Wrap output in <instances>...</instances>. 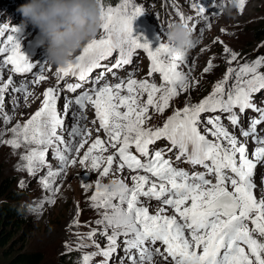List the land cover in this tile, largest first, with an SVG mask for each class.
I'll list each match as a JSON object with an SVG mask.
<instances>
[{
  "label": "snow or ice",
  "instance_id": "1",
  "mask_svg": "<svg viewBox=\"0 0 264 264\" xmlns=\"http://www.w3.org/2000/svg\"><path fill=\"white\" fill-rule=\"evenodd\" d=\"M233 3L243 11L245 0ZM129 4L130 0H123L120 7L102 3L104 34L90 41L74 63L59 68L57 76H72L87 83L95 69L115 75V69L130 64L133 54L143 50L151 60L149 75L160 74L162 83L117 76L113 84L100 72L92 78L95 87L66 97L62 108H58L57 87L44 91L41 106L25 122L10 129L13 138L6 142L16 149L31 146L22 157L27 171L35 174L38 164L47 170L41 183L52 196H46L37 210L42 211L45 202L55 203L59 188L50 178L60 177L68 164L90 162L93 170H100L103 164L101 176L108 177L116 161L117 173L125 169L136 173L130 177L133 184L129 187L126 178H119L124 187L110 191L101 187L99 178L95 182L90 206L100 210L94 221L97 227H92L86 237L77 233L80 238L75 248L82 251L94 247L96 251H82L81 264H92L97 256L103 259L95 264H110L113 256H118L117 264H264V171H260L264 169V127L258 131V126L264 125V106L254 102V96L264 91V56L228 67L209 95L176 109L161 126L145 127L152 118L150 109L162 115L173 98L190 87L183 68L187 50L177 52L163 42L153 49L146 37L134 35V21L143 10L138 6L130 9ZM190 7L199 13L206 8L202 0L199 7L194 2ZM214 14L205 17L209 28ZM178 16L186 22L182 13ZM196 30L202 33L204 28ZM9 31L18 29L0 27V65L11 66L15 74L32 73L36 66ZM192 47L193 42L189 45ZM224 52L230 54L229 64L238 59V54L226 46ZM114 53L118 59L110 66L102 63ZM211 67L209 62L203 71L207 73ZM45 79L40 74L32 83ZM13 83L9 78L0 86V93ZM83 83H67V92L77 93ZM28 88L25 83L11 91L23 92L26 98L32 95ZM89 106L94 109L92 124H99L97 131L103 130L107 140L98 136L80 156L92 135V129L84 123ZM247 110L258 113V117H250L244 128L241 115ZM220 114H227L224 118L237 128L239 136L229 131ZM68 118L72 120L70 126L66 124ZM0 119L11 122L13 116L0 112ZM247 138H251V149ZM160 140L169 143L167 152H173L177 161L203 171L190 173L174 167L165 149L150 150ZM109 146L114 153L103 155ZM49 150L59 162L55 169L48 162ZM153 200L158 203L150 205ZM79 224V220H73V225ZM97 236L103 239V247ZM65 247L72 250L67 241ZM121 252L123 255H119Z\"/></svg>",
  "mask_w": 264,
  "mask_h": 264
},
{
  "label": "rangeland",
  "instance_id": "2",
  "mask_svg": "<svg viewBox=\"0 0 264 264\" xmlns=\"http://www.w3.org/2000/svg\"><path fill=\"white\" fill-rule=\"evenodd\" d=\"M157 1L158 0H130L129 8L131 9L132 6L141 8L143 10L141 14L142 20L153 29L156 28L158 33H164L163 35L166 39L167 28L173 22L171 19L168 20L167 18V16L170 15L167 12V8L159 7L160 4ZM182 1L185 3V6H183V8L186 9L185 12L192 18L190 22L187 23L192 32L194 47L187 50L188 59L186 58L187 61L183 65L184 70H187L191 84L187 91H182L178 97L173 98L171 106L162 115L156 114L150 109L149 115L152 118L146 122L145 127L155 128L161 126L165 119L171 116L176 109H182L186 104H195L209 95L210 90L214 88L215 84L219 82L222 77H224L228 67H237L243 62L251 63L255 60V57L264 56V40H257L259 35L256 31L261 28L262 30L264 29V0H245V6L242 12L239 10L238 5L233 3V0H202V3L206 7L204 13H199L197 9L190 7V4L193 2L199 7L201 0ZM122 3L123 0H114L111 5L107 7H120ZM214 12H216V14L210 16L211 27L209 28L207 27L209 21L205 20V17H209V14ZM16 13L17 8L12 5L11 9L0 12V27L18 29V31H9L8 34L13 35L19 40L21 50L36 67H34L33 72L30 74H15L11 71V66L0 65V86L7 84L9 78L14 82L5 92L0 93V98L3 99V107L0 108V112L9 113L13 116L11 122L0 119V183L5 181V188L7 189L6 195L0 197V218L2 220L0 224V235H5V241H3L2 244L0 243V264H13V257L22 253H38L42 258V264H81L82 251L95 252L96 249L94 247H89L82 251L77 250L75 245H72V241H67L72 245V250L66 249V240L64 237L60 236L61 229L64 233H62L63 236L67 235L69 230L70 233L74 234L76 232L86 237V234L92 227H97L94 221L99 218L100 210L90 206V198L95 193V182L97 179L100 177L99 180L102 188H104V184L116 178H126L125 183L131 187L133 181L130 177L132 175L125 170H123L124 172L117 173L115 171L116 161H114L113 168L108 177L96 175L91 181H86L85 179L86 182H83L85 177L80 176V169L84 168V165H81L79 162L75 165L68 164L63 171L64 174L62 173L60 177L63 182L57 183V185L54 186H58L59 188L60 186L66 185L64 191L63 188H59V194L56 193L55 195V203L49 204L45 202L42 211L37 210L40 202L44 200L46 196L51 197L52 192L43 187L41 180L44 176L38 171L35 172V175L31 174L26 177L23 175V168L26 164V161H23L24 166L22 168L21 159L25 155L23 154L24 146L22 145L19 149H16L6 143L9 139L13 138V133L10 129L14 127L16 123H21L22 111H29L30 106H28V104L32 101L40 102L41 106L43 93L48 87H57L59 89V96L70 95L75 97L78 90L77 93L67 92L66 85L67 83H72V79L70 76L63 79L58 78V68L47 62L46 44L43 42L44 38L39 29L30 22L25 28L19 27L23 22L17 19ZM134 26L136 30V25L133 24V27ZM200 27L204 28L202 33L196 30ZM103 34L101 29L96 38H99ZM5 43H7L6 39ZM225 46L238 54V59L231 64L228 63L231 59L230 54L224 52ZM132 57H136V59L130 63V69L135 65V61L137 62L132 72L137 74L132 78L142 80L138 71L142 73L139 68L142 63L139 64V61L143 56L139 53V50H137ZM116 59H118V55L114 53L112 58L102 63H109L110 66V63L112 64ZM200 60H203V64L199 67ZM209 62H211L212 67L209 72L206 73L203 69L208 66ZM150 63L149 58L147 64ZM38 70H42L40 74L46 77L44 81L39 82L40 86H36L38 83H32L36 77L35 73ZM25 83L29 85L28 91H30L32 95L25 98L23 92L13 93L11 91L12 87H19ZM17 94L22 97L21 100L14 99ZM144 99L146 100V95ZM18 100L19 103H17ZM254 102L260 106H264V91L254 96ZM59 103H61L62 106L64 104V102L62 103L61 97L58 101V104ZM93 114L94 112L90 109L87 114V120H89ZM203 115L208 116L213 114L205 113ZM220 115L229 131L234 132V129L237 128L232 126L224 118L227 114ZM250 117H258V113L247 110L241 115V125L244 128L248 127V120ZM245 120H247V122H245ZM66 124L70 126V122L67 120ZM260 127H264V125L258 126V131ZM65 136H67L66 133ZM89 138L88 140L90 143L87 147H89L92 141L97 137L91 135ZM169 146V143L165 142L159 146L156 145L154 149H165L166 156L172 157L173 164L177 162L178 165L180 163V166H176L177 168L186 166L185 162L175 159L173 152H167ZM113 153L114 151L108 148V152L103 155L107 156ZM78 158L79 157H77V160H79ZM48 162H57L56 165H53L54 169L59 163L57 160L53 159L51 150H49ZM102 166L104 165L102 164ZM188 167L193 169L191 165ZM201 169L202 168L197 167L194 171H201ZM185 170L188 169L186 168ZM260 171L262 170L260 169ZM114 172L116 174L113 176L112 173ZM62 176L64 177L62 178ZM6 206L20 207L24 211L22 219L17 221L16 224L9 219H5L2 214L3 207ZM151 211L152 208L150 207V212ZM74 219L80 222L75 230L72 228L74 225H72L71 222ZM70 225H72V227H70ZM79 238L78 236L77 241H79ZM97 239L100 244L102 243L104 245L103 239L99 236H97ZM119 255H123V253L121 252ZM101 259H103V257L97 256L95 261ZM95 261H93L92 264H95ZM117 261L118 256H113L110 264H117Z\"/></svg>",
  "mask_w": 264,
  "mask_h": 264
},
{
  "label": "clouds",
  "instance_id": "3",
  "mask_svg": "<svg viewBox=\"0 0 264 264\" xmlns=\"http://www.w3.org/2000/svg\"><path fill=\"white\" fill-rule=\"evenodd\" d=\"M17 11L25 18L19 27L25 28L30 22L39 29L46 44L47 62L58 69L74 63L103 24L101 0H29ZM166 37L165 44L177 52L188 50L192 42V32L185 21L170 24ZM103 187L119 191L124 185L116 178Z\"/></svg>",
  "mask_w": 264,
  "mask_h": 264
},
{
  "label": "bare ground",
  "instance_id": "4",
  "mask_svg": "<svg viewBox=\"0 0 264 264\" xmlns=\"http://www.w3.org/2000/svg\"><path fill=\"white\" fill-rule=\"evenodd\" d=\"M151 22V21H150ZM149 22V23H150ZM134 24L136 25V30H135V32H134V34L135 35H137V36H141L142 38H144V37H146L147 38V40L152 44V47H153V49H155V48H157L159 45H160V43L161 42H163V43H165V36L162 34V33H158V30H155V29H153L151 26H149L147 23H145L144 22V20H142V18H141V16H139V17H137V19L134 21ZM160 32H161V30H160ZM141 52H144L143 50H141ZM140 53V52H139ZM139 55V54H138ZM187 56H188V53H187ZM186 56V58L188 59V57ZM131 59V62H133V60H135L136 59V57H131L130 58ZM187 61V60H186ZM150 62H151V60H150ZM141 63H142V65H141V67H139L140 68V70L142 71V73H140L141 74V76H144V75H148L149 77H150V79L152 80V82L154 81V82H156L158 85L160 84V83H162V77L160 76V74H158V73H156V74H152V75H149V71H150V67H151V63L150 64H147V62H143V61H141ZM201 64H203V60H200V62H199V67H200V65ZM116 70H119V69H116ZM129 70H131V69H129ZM121 73V74H120ZM125 74H127V72H125V71H123V72H118V74H117V76H119L120 78H123L124 76H125ZM108 77H110V76H108ZM222 79H223V77H222ZM221 79V80H222ZM126 80V79H125ZM220 80V81H221ZM101 82H103V81H101ZM111 82H117V77H113L112 78V80H111ZM36 86H40V83H38V85H36ZM96 85H94V87H95ZM212 90H213V88L210 90V92L209 93H211L212 92ZM70 96V95H69ZM69 96H60L61 98H62V103L63 102H65V98L66 97H69ZM70 97H72V96H70ZM24 98V97H23ZM14 99H22V97L19 95V94H17V95H15V98ZM24 100V99H23ZM22 103V102H21ZM26 103V102H25ZM23 105V104H22ZM28 106H30V110L29 111H22L23 112V114H22V117H21V119H20V122L21 123H23V122H25L29 117H30V115L31 114H33L36 110H38V108L40 107V102H35V101H32L30 104H28ZM61 106H62V104L61 103H59L58 104V107H60L61 108ZM90 109H92V111L94 112V110H93V108L91 107V106H89L87 109H86V115L88 114V112L90 111ZM88 110V111H87ZM93 119H95V115L93 114V116L91 117V118H89V120H86V121H84V123L87 125V127L88 128H90V129H92V135L93 136H96V137H100V138H102V139H104V140H107V135H106V133L103 131V130H100V131H97V129L99 128V124L97 123V124H92V120ZM67 121H69L70 122V125H71V123H72V120H71V118H68L67 119ZM245 122H247V120H245ZM246 127V126H245ZM233 133H235V134H237V136H239V131L237 130V129H234V132ZM243 139V138H242ZM89 140H90V138H89ZM89 140H88V144L90 143L89 142ZM92 140V139H91ZM94 140V139H93ZM164 142H167L166 140H164ZM247 142H248V145H249V148L251 149L252 148V141H251V138H247ZM88 144H86L85 145V148L84 149H81V151H80V156H82L83 155V153L86 151V147H87V145ZM24 146V149H23V154H26L27 153V151H28V149H29V147H31V146H29V145H23ZM152 148H156V144H154V145H151L150 146V150L152 149ZM109 149H111V150H113L110 146H109ZM132 150H134V152H135V149L133 148ZM114 151V150H113ZM77 158V157H76ZM79 159V158H78ZM21 161H22V163H21V165H22V168H23V166H24V160L23 159H21ZM27 163V162H26ZM49 163H51L52 165H56L57 164V162H49ZM25 166H26V164H25ZM24 166V168H23V175L26 177V176H29V175H31V174H33V173H31V172H29V171H27V169H26V167ZM116 166V165H115ZM173 166L174 167H176L177 166V162L176 163H174L173 164ZM56 168V167H55ZM102 168H103V166L101 165V169L100 170H93L91 167H90V162L87 164V165H84V168H82V169H80V176H82V177H85L84 179H83V182L85 181V179H86V181H91V179L92 178H94L96 175H101V172H102ZM25 169V170H24ZM262 171L264 170V169H261ZM26 171V172H25ZM39 172L40 174H42L44 177H45V175H46V168L44 167V166H41V165H37V170H36V172ZM125 171L127 172V173H129V174H131V175H135L136 173H133L131 170H127V169H125ZM201 171H203V169H201ZM113 172V171H112ZM122 172H124V171H122ZM115 173V172H114ZM63 174H64V172H63ZM116 174V173H115ZM139 174H145V173H143V172H140ZM35 175V174H34ZM33 175V176H34ZM85 175V176H84ZM114 176V175H113ZM61 177V176H60ZM60 177H57V178H50V179H53V182H54V186L55 185H57V183H61V182H63V180L60 178ZM64 176H62V178H63ZM100 178V177H99ZM115 178V177H114ZM85 181V182H86ZM107 181V180H106ZM81 184H83V183H81ZM80 184V185H81ZM101 184V183H100ZM79 185V186H80ZM66 187V185H64V186H60L59 188H63V191H64V188ZM91 187H92V185H91ZM84 192V191H83ZM65 193V192H64ZM57 194H59V191H58V193ZM142 199H144V198H142ZM158 203V202H157ZM156 203V201H149V204L150 205H156L157 204ZM71 213V212H70ZM72 222V225H73V221H71ZM75 227V228H74ZM74 230L76 229V226L74 225L73 227H72ZM65 232V231H64ZM68 234L67 235H64L63 236V232H62V229H61V234H60V236L61 237H64L65 238V240L66 241H72V245H75L78 241H77V237H78V235H77V233L75 232L74 234L73 233H70V231L68 230ZM63 233V234H62ZM67 233V232H66ZM63 238V239H64ZM95 239H97V237L95 238ZM98 240V239H97ZM99 241V240H98ZM102 244V243H101Z\"/></svg>",
  "mask_w": 264,
  "mask_h": 264
},
{
  "label": "trees",
  "instance_id": "5",
  "mask_svg": "<svg viewBox=\"0 0 264 264\" xmlns=\"http://www.w3.org/2000/svg\"><path fill=\"white\" fill-rule=\"evenodd\" d=\"M20 3H25L27 0H17ZM113 0H102V3L105 6H108L109 3H111ZM4 3H8L9 0H2ZM1 3V2H0ZM258 32L259 38L257 40H264V29H258L256 30ZM256 59V58H255ZM5 181L0 183V197L6 195L7 189L5 188ZM3 217L5 219H9L13 221L14 224H16L17 221L22 219V216L24 215V211L18 207H3ZM2 220L0 218V224ZM4 234L0 235V243L2 244L3 241H5ZM13 264H42V258L39 256L38 253H30V254H18L17 256L13 257L12 259Z\"/></svg>",
  "mask_w": 264,
  "mask_h": 264
}]
</instances>
